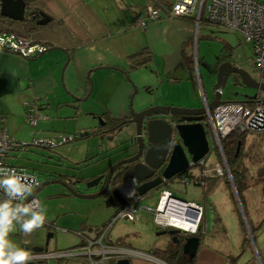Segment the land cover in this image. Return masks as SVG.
<instances>
[{"label":"crops","instance_id":"1","mask_svg":"<svg viewBox=\"0 0 264 264\" xmlns=\"http://www.w3.org/2000/svg\"><path fill=\"white\" fill-rule=\"evenodd\" d=\"M26 1L28 11L34 10L38 15H27L25 21H15L2 15L0 0V32L13 31L35 42L45 43L50 48L46 53L32 59L0 50V118L6 117L8 132L18 142L26 143L21 137V130L26 123L24 103L34 97L42 99L41 114L48 115L49 118L40 119L34 126L36 131L33 141L50 139V126L54 127L57 123V131L62 126L60 115H77L82 106L85 107L86 114L92 115L96 120L99 117L104 120L94 129L105 125L106 128L103 129H107L106 132L116 129L112 126L113 122L131 117L132 109L141 111L151 105L202 107L195 97L198 90L195 68L198 69L199 63L197 66L195 61L198 54L195 55L197 37L193 19L168 18L162 13V18L149 21L145 27L142 21L148 20L147 11L151 0ZM41 14L47 15L50 20L46 24L38 25ZM250 49L254 61L251 46ZM142 50L151 53L149 61L138 67H131L134 55ZM233 53L235 47L226 42L216 62V68L226 61L238 66ZM140 58L141 56L138 57ZM128 76L136 85V91ZM236 80L241 81L238 77ZM198 81L200 83V79ZM258 93L264 96V91ZM211 96L213 101L214 91ZM204 98L209 100L203 95ZM87 100H91L92 105L85 106L87 103L84 102ZM92 123L94 121H90V126ZM85 132L91 134L93 128ZM99 133L90 135L92 138L89 141V149H92L91 143L96 141L95 136H100ZM86 137H77L66 143ZM26 144L11 151L8 160L14 165L36 169L45 179L40 180L41 183L58 179L63 173L81 179L80 169L86 164H91L87 162L89 159L73 161L67 158L57 150L61 144ZM102 147L105 148L106 145ZM135 152L129 148L107 156L106 160H102L103 156H98L93 163L96 168L99 165L109 168L110 164L117 163ZM214 152L218 156L216 162H222L220 154ZM84 161L87 163L83 165ZM240 162L248 176V187L242 194L243 201L236 192L234 197L232 196L227 184V180H230L228 175L222 178L215 174L205 180L203 197L200 200H187L202 205L205 211V232L197 234L201 237V245L192 264H264V180H260L264 165H248L243 159ZM251 166H254L255 170H252ZM195 168V175L192 176L202 178V167ZM149 194L144 195L137 204L133 216L135 218H128L120 223L118 233L113 235L116 223L123 217L115 221L110 237L117 243L136 251L150 253L158 259L136 255L124 258L129 259L130 264H169L166 252L170 247V235H157V232L163 229L155 225L154 219L150 225L149 218L144 214L148 210L143 209L142 204ZM62 195L72 196L67 192ZM102 199V208L112 207L107 210H110V216H105L102 224L95 222L96 220H86L81 223V228L102 226L108 219L110 221L117 215L120 206L107 204L105 199ZM60 211L69 212L68 209ZM63 212L59 213L62 215ZM153 230L157 231L156 235L159 237L146 242L144 237H150ZM14 234L23 237L21 243L26 250L36 245L30 235L25 236L20 232L18 226ZM69 241L71 242L67 248H72L79 245L81 239L77 240L75 235L69 237ZM181 245L183 246V243ZM120 260H111L108 264H119ZM53 261L57 264L54 259L38 262L51 264ZM59 263L89 264L84 259H68Z\"/></svg>","mask_w":264,"mask_h":264},{"label":"built area","instance_id":"2","mask_svg":"<svg viewBox=\"0 0 264 264\" xmlns=\"http://www.w3.org/2000/svg\"><path fill=\"white\" fill-rule=\"evenodd\" d=\"M148 20L142 21L143 26H147L151 20L162 18V13L168 18H191L196 24V36L202 21L216 24L226 29L237 31L244 42L253 49V59L257 67L264 75V0H151L148 5ZM0 38L12 39L17 45L15 49L5 44L2 50L16 53L23 58L32 59L46 53L50 46L27 39L25 36L10 32H0ZM198 66V57L195 59ZM40 97H34L26 101L25 118L26 122L36 126L40 119L49 118L48 115L41 114L42 102ZM205 99L207 109L204 123L209 128L214 140L213 149L198 163H191L190 168L201 166L202 178L189 176L187 173L175 177L180 179V183L203 186L206 178L213 174L217 176L228 175L234 184L231 170L227 161L223 141L231 134L238 136L249 133H264V96L258 94L253 100H238L223 102L214 109H209L208 101ZM207 130V129H206ZM86 134L85 131L76 135H61L52 139L34 140V144L56 146L59 142L74 140ZM208 135V132H207ZM27 145L15 140L7 129L6 117L0 118V168L15 169L17 172H24L34 182V191L41 184L39 172L27 166L11 164L8 160L9 154L16 148ZM217 151L222 162H216L210 168L206 167L208 156ZM188 172V171H187ZM165 180L166 185H170L173 180ZM138 186L135 178L122 181L117 185L118 190L128 199V204L122 206L117 215L102 226L84 227L77 231L81 242L79 245L59 250L45 249L42 251H29L30 260L28 262L47 261L54 259L57 264L62 260L84 259L89 264H108L111 260L124 259L130 256H144L148 259L158 260L150 253L136 251L133 248L113 241L110 232L115 221L121 217L131 218L135 215L136 206L144 196L138 194ZM4 194L0 192V200L4 199ZM37 199L38 196H29L27 200ZM165 207L162 208V203ZM143 209L153 213L155 225L160 229L177 228L188 234H198L205 231L204 227V207L194 201H185L174 196L169 188L163 189L156 208L144 206ZM172 211V212H171ZM171 212V213H169ZM172 214L178 215L192 222L189 228L179 227L170 220ZM44 225L51 226L47 221ZM163 264H167L164 263Z\"/></svg>","mask_w":264,"mask_h":264},{"label":"rangeland","instance_id":"3","mask_svg":"<svg viewBox=\"0 0 264 264\" xmlns=\"http://www.w3.org/2000/svg\"><path fill=\"white\" fill-rule=\"evenodd\" d=\"M196 37L195 55L198 54L199 66L198 69L195 68V81L198 89L195 93V97H197L201 102V106H205V99H203V95L209 98V100H207L208 103H210L212 100L211 93L213 94V91L215 92V85L217 83L218 76L216 62L226 42L235 47V53L233 54L236 64L239 67L247 70L257 81H264V75H262L261 70L252 60V51L250 46L244 42L242 36L237 31L202 21L197 31ZM199 79L200 83L198 81ZM258 92L259 91L257 89L248 87L243 82L236 80L235 77H230L224 87L222 100L224 102L253 100L257 98L259 94ZM90 101H85L84 103H87L85 106L92 105ZM60 116L61 120L63 121L62 126L59 127V131H57V123L54 125V127L50 126V139L59 137L61 135L68 137L69 135L81 131L88 130L89 132V130H92V128L94 130L96 125L104 122L101 117L96 120L92 115L86 114L85 107L83 106L82 110L77 115L71 116L68 113H62ZM56 121L57 120H55V122ZM90 121H94L91 126ZM95 129L100 128L96 127ZM206 129L208 132V141L212 150L214 146V140L210 129ZM35 131L36 127L26 122L25 127L21 130L23 142L32 143V139L34 137L33 134ZM106 131L107 129H103L100 130V133L98 132L100 136H95L96 141H92L91 143L92 149H89V141L92 138L91 136L86 137V139L78 138L79 140L68 143L62 141L59 142L61 145L57 147V150L67 158L73 161L89 159L87 162H91V164H86V161L82 162L83 165L86 164L80 169L79 172V176L82 180L81 187L79 189L82 191L86 189L85 184L87 181L95 179L101 175H106L108 171L115 165V163L110 164V167L108 166L109 168H102V166L99 165V167L96 168L95 164L93 163L96 157L103 156L102 160H106L107 156L110 157L112 154L121 153L122 151L128 150L129 148L132 149V152H135L138 149L136 125L134 122H127L114 130H108L109 132ZM111 143H114V145L110 146ZM103 145H106V147L103 148ZM96 149L98 150L97 152L95 151ZM238 152L241 153V159H243L248 165H264V133H249L244 137L243 145L241 148H239ZM217 159L218 156L213 151L207 158L206 167L210 168L215 165L214 162H216ZM195 167L197 166L189 168L187 175H195ZM250 168L255 170L254 166H251ZM219 177L224 178L226 175ZM39 179L42 181L45 180L42 176H40ZM203 187L204 186H196L194 183L189 185L182 184L178 178L174 179L170 185L174 196L185 201L196 199L200 200L203 197ZM64 192H67V190L63 186L60 184H52L46 186L41 192L38 193L37 196L41 201V205L45 210H48H46V213L48 214L46 215V221L50 223L51 226L43 225L41 228L36 229L30 234V238L36 242L35 246H45L47 236L50 232H52L54 233V236L49 241L48 249L59 250L62 248H67L71 242L69 241V237H74L76 235L77 240H80V236L77 234V231L83 228L80 227L82 222H85L86 220H89L90 222L91 219V222L96 220L95 222L99 221V223L102 224L101 222H103L105 216H110L111 214L109 212L110 210L108 212L107 210L111 209L112 207L105 206V208H102L100 206V204L103 203V197L95 199H82L75 196L66 197L62 195ZM160 195L161 191L150 193L148 197L145 198L146 200L143 201L144 203L142 206L156 208ZM65 209H68L69 212L65 211L64 213L63 211H60ZM59 212H63V214L61 215ZM144 214L147 215L149 218V224L152 225L151 221L153 220V214L151 211H145ZM134 218L135 217H131V220ZM126 219L128 218L123 217L118 220L113 235L118 233V225L123 223V221H126ZM64 221H66V223H64ZM127 221L132 222L130 220ZM156 232L157 231L153 230L150 237L146 236L144 237V240L148 242L152 239H157L159 236L156 235ZM181 233L184 234L183 232ZM10 238L16 245L24 247L21 243L23 240L22 236L14 234L13 232ZM36 264L41 263L38 262ZM51 264H54V261L51 262Z\"/></svg>","mask_w":264,"mask_h":264},{"label":"water","instance_id":"4","mask_svg":"<svg viewBox=\"0 0 264 264\" xmlns=\"http://www.w3.org/2000/svg\"><path fill=\"white\" fill-rule=\"evenodd\" d=\"M1 6L2 15L15 21H25L27 15H34V10L28 11L26 0H1ZM49 20L50 18L47 15L41 14V19L37 21V24L43 25ZM230 77H238L248 87L264 91V81H257L244 68L234 65L231 61H226L218 66L215 96L208 105L209 109L212 110L224 102L222 94ZM129 80L136 91V85L131 78ZM206 112L205 106L192 108L174 105H151L141 111L132 109L131 118L127 122H134L136 125L138 149L132 156L115 163L107 175H101L86 182V189L92 190L106 178L105 186L101 191L95 193L81 192L78 188L62 180L52 179L42 182L34 191V195L37 196L50 184H60L67 190L68 195L82 199L99 198L106 195L111 182L117 181L124 170H127L126 177L131 175L132 178L136 179L139 184V195L144 196L153 192L159 189L165 180H172L185 174L191 163H198L210 153L211 146L204 123ZM168 116L172 119L177 116L181 118L171 122ZM176 134L178 135L177 139L174 137ZM240 147L241 142H239L238 151ZM124 165H127V167H124ZM81 183L82 180H79L78 184ZM117 185L113 195L106 200V203L115 205L114 198H118L119 204L125 206L128 204V199L118 190ZM232 185L237 193L233 183ZM180 232L177 228H171L159 231L157 235L168 234L178 238L177 234ZM53 236L54 233L52 232L48 234L45 246H31L27 249L31 251L48 249L49 241ZM200 245L201 237L197 234H191L183 242V252L190 259H194ZM28 264H35V262H28ZM119 264H130V260L121 259Z\"/></svg>","mask_w":264,"mask_h":264},{"label":"clouds","instance_id":"5","mask_svg":"<svg viewBox=\"0 0 264 264\" xmlns=\"http://www.w3.org/2000/svg\"><path fill=\"white\" fill-rule=\"evenodd\" d=\"M7 44L15 49L12 39L0 38V50ZM0 264H28L29 251L13 243L11 234L19 227L20 232L29 236L46 222V210L34 196V182L24 172L0 168Z\"/></svg>","mask_w":264,"mask_h":264},{"label":"trees","instance_id":"6","mask_svg":"<svg viewBox=\"0 0 264 264\" xmlns=\"http://www.w3.org/2000/svg\"><path fill=\"white\" fill-rule=\"evenodd\" d=\"M159 1H163V0H159ZM34 13L36 15H38V13H36L35 11H34ZM225 48H226V46H225ZM139 56H141L140 59H138ZM150 57H151V53L149 51L142 50L138 54L134 55L131 67L135 68V67H138L140 65L147 63L149 61ZM40 100H42V99H40ZM122 120H126V118L119 119V121H122ZM103 128H106V126L104 125L103 127L101 126L100 129H94L91 134H96V133L100 132V130H102ZM91 134L90 133L88 134L86 132V134H84L82 137L90 136ZM244 136L245 135L238 136V135L233 133V134L229 135L223 141V147H224L225 154L227 157V161H228V164H229V167L231 170V174L233 177L234 186H235V189H236L237 194L239 195L241 201H243L242 194H243L244 190L248 187L247 171H246V169H243V165L240 162L241 153L238 152L239 142H241V147H242L243 141H244ZM260 173H261L260 174V180H264V167H262ZM129 176H131V175H129ZM129 176H127V177H129ZM127 177H125L124 179H126ZM227 184H228L229 188L231 189L232 196L234 197L235 191L233 189L232 182L230 180H227ZM251 229H253L252 226H251ZM166 253H167L166 257L169 261V264H192L194 262L193 259H189L184 254L182 245H180V247L178 248V251L175 252L172 250H167Z\"/></svg>","mask_w":264,"mask_h":264},{"label":"flooded vegetation","instance_id":"7","mask_svg":"<svg viewBox=\"0 0 264 264\" xmlns=\"http://www.w3.org/2000/svg\"><path fill=\"white\" fill-rule=\"evenodd\" d=\"M34 15H36L35 13H34ZM159 117H162V116H159ZM169 117V116H168ZM131 117H129V118H126V120H122V121H119V122H113L112 124V126H113V128H118L120 125H122V124H124V123H127V121L130 119ZM181 117L180 116H177V117H175L174 119H172L171 117H169V119H170V121L171 122H175V121H177L178 119H180ZM174 137L177 139L178 138V135L176 134V135H174ZM135 154V153H134ZM130 156H132V155H130ZM130 156H128V157H130ZM123 167V166H122ZM124 167H127V165H124ZM109 172V171H108ZM62 174V173H61ZM108 174V173H107ZM106 174V175H107ZM126 175H127V170H124L123 172H122V175L118 178V180L116 181V180H114V181H112L111 182V184H110V186H109V188H108V191H107V193H106V195H104V196H102L104 199H105V201L110 197V196H112L113 195V191L116 189V185L117 184H119V183H121V181H122V178L124 179V177H126ZM115 176H116V174H115ZM59 180H62V181H64V182H66V183H68L69 185H71V186H74V187H76V188H80L81 187V184H78V181L79 180H81V179H77V178H72L69 174H62V177H60V178H58ZM128 179H130V178H128ZM128 179H126V180H128ZM105 180H106V178H104L102 181H101V183L97 186V187H95L94 189H92V190H87V189H85L84 191H82V190H80L81 192H87V193H95V192H99V191H101L103 188H104V186H105ZM120 181V182H119ZM163 185V186H162ZM160 187H159V189H157V190H155V191H160V190H163V189H166V188H168V185H166L165 183H163ZM86 188V187H85ZM170 189V188H169ZM155 191H153V192H155ZM150 193H152V192H150ZM118 198H114V201L116 202V204L115 205H119L120 206V208L122 207V205L121 204H119V202H118ZM169 229H171V228H169ZM164 230V229H163ZM181 232H183L184 234H182L181 232L179 233V234H177V237L178 238H174V235H170V244H169V250H172V251H178V248L180 247V245L185 241V239H186V237L187 236H189L188 235V233H185L184 231H182V230H180ZM203 232H205V231H199V233L198 234H201V233H203Z\"/></svg>","mask_w":264,"mask_h":264},{"label":"bare ground","instance_id":"8","mask_svg":"<svg viewBox=\"0 0 264 264\" xmlns=\"http://www.w3.org/2000/svg\"><path fill=\"white\" fill-rule=\"evenodd\" d=\"M165 202L162 203V208H164L165 206ZM172 212V211H171ZM169 212V213H171ZM172 218L170 219L172 221V223L176 226L179 227H184V228H189L192 225V222L189 220H186L178 215L172 214L171 216Z\"/></svg>","mask_w":264,"mask_h":264}]
</instances>
